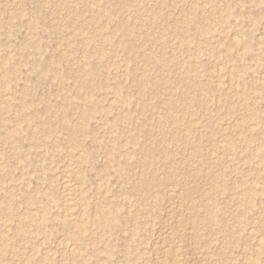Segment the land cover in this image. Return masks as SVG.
Returning <instances> with one entry per match:
<instances>
[{"label": "rangeland", "instance_id": "374dc122", "mask_svg": "<svg viewBox=\"0 0 264 264\" xmlns=\"http://www.w3.org/2000/svg\"><path fill=\"white\" fill-rule=\"evenodd\" d=\"M178 263L264 264V0H0V264Z\"/></svg>", "mask_w": 264, "mask_h": 264}, {"label": "bare ground", "instance_id": "6f19581e", "mask_svg": "<svg viewBox=\"0 0 264 264\" xmlns=\"http://www.w3.org/2000/svg\"><path fill=\"white\" fill-rule=\"evenodd\" d=\"M238 44H239V42H237L236 46ZM70 173H73V172L70 171ZM62 196L64 199L63 207L65 209L66 217L68 219V224L77 226L78 220L81 216V210H80L81 209L80 208L81 199L79 197L78 187H77V185H75L73 183L71 176L64 178ZM178 258H179V256H178Z\"/></svg>", "mask_w": 264, "mask_h": 264}]
</instances>
